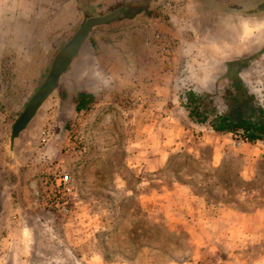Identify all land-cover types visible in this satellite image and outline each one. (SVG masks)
<instances>
[{"label":"rangeland","instance_id":"1","mask_svg":"<svg viewBox=\"0 0 264 264\" xmlns=\"http://www.w3.org/2000/svg\"><path fill=\"white\" fill-rule=\"evenodd\" d=\"M162 1L146 19L124 11L92 29L12 149L13 126L58 53L119 4L96 5L54 51L0 41L10 60L0 65V264H264V140L218 134L182 106L193 90L229 112L226 88L239 78L264 107V29L245 30L247 16L229 12L243 0ZM248 32L249 52L225 59L220 36L242 47ZM27 34L0 28V38ZM80 93L94 99L77 111ZM257 211L247 222L256 233L242 232Z\"/></svg>","mask_w":264,"mask_h":264},{"label":"crops","instance_id":"2","mask_svg":"<svg viewBox=\"0 0 264 264\" xmlns=\"http://www.w3.org/2000/svg\"><path fill=\"white\" fill-rule=\"evenodd\" d=\"M122 1L123 0H97L94 3L92 2V0H0V28L3 29L5 27L11 26L13 27V29H18L19 31L25 29L29 33L27 34V36H20V38L17 37L14 40H10L9 37L6 38L2 36L0 38V41L2 44H7L8 46L14 43H22L28 45L45 44L48 45L49 48L54 51L58 45L66 43V41L72 37L75 27L79 25L80 19L82 17L84 18L85 13L95 10V8H97L96 5L103 6V9L101 10H105L107 6L110 7L112 5H117ZM125 1L126 3L130 4V7H136L138 6L139 0ZM147 1L149 3L147 4L146 8L141 9L142 11H140V13L136 15L137 18L135 21H139V18L146 19L147 17L144 16H150L152 12L156 11V7L160 6V2L156 3V0ZM247 1L254 0H246L245 2ZM257 1V5H259L261 2L264 3V0ZM162 2L163 4L161 5L167 7V0H163ZM92 5L94 8H91ZM256 8H258V6ZM146 12L148 13L146 14ZM259 17L261 18L258 20L257 17H251V15L247 16V19H245L244 22L245 30H249L250 25L255 22H257V24L255 25L258 27L259 31L263 30L264 16ZM213 29L215 31H221L223 30V26H219L216 24ZM43 30H48V34L43 37L44 39L42 40L41 37H39L37 34H40ZM252 32L254 33V30ZM249 33L250 32H248L246 35L249 38H246V43L243 44L242 47L235 46L233 41L228 39L226 35L220 36V48L224 52L223 54L225 56V59L232 62L234 59H238L236 58L238 55L242 53L244 54V52L246 51L249 52L250 42L248 43V41H254L256 39L255 35L250 36ZM262 34L264 33H261V35ZM39 59L40 58H36L35 56H33L30 60L39 61ZM42 59L46 60L47 56H44ZM8 61H10L8 56H5L4 53H1L0 65L3 67L5 66L6 69H9ZM41 76L42 72L41 69H39L34 76L35 86L36 82L41 81ZM2 78H5V73H3L2 75L0 73V81H2ZM216 133L221 134L219 132ZM247 218H242V220L245 221V223H243L242 232L254 235L256 233L255 230L253 228H250L247 225V222L252 223L255 220L259 222V219L261 218V213L260 211H257L254 214L248 215ZM234 224L235 222L232 220L231 227H234ZM249 230H251V232ZM258 234H260L259 227H257V235Z\"/></svg>","mask_w":264,"mask_h":264},{"label":"trees","instance_id":"3","mask_svg":"<svg viewBox=\"0 0 264 264\" xmlns=\"http://www.w3.org/2000/svg\"><path fill=\"white\" fill-rule=\"evenodd\" d=\"M147 1V0H146ZM261 1V0H259ZM148 2V1H147ZM257 0L241 1L237 4L236 10L230 13L242 14L246 16L259 15L264 13V3L259 5ZM118 5V4H117ZM257 5L258 8H250ZM147 4L138 1V6L130 7L129 3L121 2L117 10L128 12L127 19L136 16L146 8ZM148 12H146L147 14ZM59 54V53H58ZM58 56V55H57ZM56 56V57H57ZM228 97L236 100V105L229 112H217L210 102L211 96L207 94H199L193 90L186 91L182 96V106L187 111L188 117L198 124H208L214 132L219 133H237L241 132L243 140L249 143H255L264 140V107L259 105L254 97L251 96L244 82L239 78L229 80ZM236 92L237 98L235 99ZM93 96L86 93L77 95V111L84 110L92 101ZM248 99L249 101L242 103L240 100Z\"/></svg>","mask_w":264,"mask_h":264},{"label":"water","instance_id":"4","mask_svg":"<svg viewBox=\"0 0 264 264\" xmlns=\"http://www.w3.org/2000/svg\"><path fill=\"white\" fill-rule=\"evenodd\" d=\"M121 17H122L121 10H117L114 13L107 16L90 18L79 28V30L71 39V41L58 54L46 81L37 91V93L32 97V99L26 106L24 112L13 126L12 134L10 138L11 149L13 147L15 139L19 137V135L28 127L30 122L36 116L39 109L55 91L61 77L68 71L71 64L78 56L86 39L91 33V30L94 29L95 27L115 21Z\"/></svg>","mask_w":264,"mask_h":264},{"label":"built area","instance_id":"5","mask_svg":"<svg viewBox=\"0 0 264 264\" xmlns=\"http://www.w3.org/2000/svg\"><path fill=\"white\" fill-rule=\"evenodd\" d=\"M59 181H60V183L57 184V186L58 187H63V189H62L63 193L65 194V191L69 192L70 189L67 186L68 185V181H69L68 176L67 175L60 176L59 177Z\"/></svg>","mask_w":264,"mask_h":264}]
</instances>
